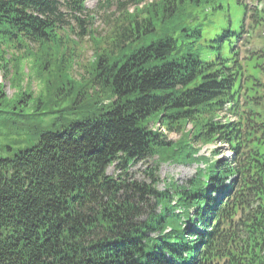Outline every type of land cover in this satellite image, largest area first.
<instances>
[{"label":"trees","instance_id":"1","mask_svg":"<svg viewBox=\"0 0 264 264\" xmlns=\"http://www.w3.org/2000/svg\"><path fill=\"white\" fill-rule=\"evenodd\" d=\"M211 1L116 0L124 7L98 37L86 25L90 14L74 15L78 31L68 29L95 45L89 80L112 101L0 158V264H264V45L241 56L243 19L230 66L194 56L188 48L201 30L192 21L197 10L218 7ZM85 2L0 0V71L11 68L12 86V61L32 54L6 58L8 49L35 43L44 67L71 63L76 41L60 32L61 7L81 14ZM263 22L250 15L253 30ZM255 65L259 77L247 86ZM8 98L0 81V119L42 112L6 111ZM217 142L229 156L217 157L218 148L199 154ZM147 157L155 158L147 184L106 172L115 165L126 174ZM166 162L203 166L160 191L156 172Z\"/></svg>","mask_w":264,"mask_h":264},{"label":"rangeland","instance_id":"2","mask_svg":"<svg viewBox=\"0 0 264 264\" xmlns=\"http://www.w3.org/2000/svg\"><path fill=\"white\" fill-rule=\"evenodd\" d=\"M246 1V0H242ZM251 0H248V2ZM261 1L260 9H264V0ZM213 5L217 4L216 9H212V5L208 9L197 10L196 17L192 21L193 24L199 26L201 36L194 42L191 47H181L184 51H190L194 56H197L202 61H218V57L225 59L224 65H231V60L236 59V40L240 31L243 19L245 17L244 3L237 0H215L211 1ZM63 4L62 11L65 12L66 22L63 24L64 32L74 41L75 44L69 42L70 55L68 60L71 63H59L60 60L54 62L48 67H44L41 63L39 55H37V45L28 43V49L18 48L16 50L8 49L5 57L10 58L19 56L22 53L28 52L32 55H27L24 58H17L15 66L17 74L13 81V86L10 83L11 68L0 71V81L3 83V91L7 98L8 106L3 108L11 113L24 110V113H32L34 107L42 109V112L37 114L33 119H0V158L12 156L16 151L27 148L36 141V134L40 131L57 130L61 131L76 120H83L87 117H92L97 113L96 108L100 104H106L112 101L110 93L106 86L94 85L89 80L91 74L94 73L92 56L95 48L94 41L85 35L80 41L77 40L74 33L68 28H73L78 31L75 16L83 18L90 14L91 17H85L86 25L94 31L93 37L105 34L113 19L118 15L119 6L116 0H86V11L83 13H73L66 9ZM250 8H251V4ZM255 3L252 4L254 8ZM125 6L133 9V5L128 2ZM264 16V12L262 13ZM247 20V19H246ZM244 23L245 28H249L251 37L249 42L253 49H257L264 45V31L262 29L253 30L249 26L248 20ZM190 40L189 38H179L178 43L182 40ZM246 40V39H245ZM246 45H249L246 44ZM106 48V45H103ZM101 51H98L100 54ZM72 55V56H71ZM67 58V56H66ZM102 58V57H101ZM261 62V59H256ZM103 63V61H102ZM42 64V65H41ZM252 76L259 77V67L254 66L248 69V77L246 85L250 86L253 82ZM20 78V80H19ZM84 78L83 80H80ZM76 79V80H75ZM75 80V81H73ZM239 85L236 82L235 88ZM84 86L85 89H82ZM62 97L63 100L59 101ZM18 100V101H16ZM98 101L100 103H98ZM13 105V106H11ZM38 111H41L39 110ZM4 117H10L4 115ZM13 117V116H11ZM37 127L34 132L33 127ZM31 127V128H30ZM189 125L187 126V129ZM167 137L170 140H176L179 137L178 133L168 132ZM214 148L220 149L221 154L217 157H227L230 155L227 145L223 143H214L203 146L199 154L210 156ZM153 159L145 158L130 165L126 174H123L122 168H116L115 165L107 167V174H112L117 177L121 175L128 179L143 181L146 184L150 182L148 171L153 165ZM202 164L197 163H162L159 165L156 175L158 182L156 189L162 191L165 189V184L172 178L179 184L184 183L192 177L197 167ZM149 205H153L152 198H148Z\"/></svg>","mask_w":264,"mask_h":264}]
</instances>
